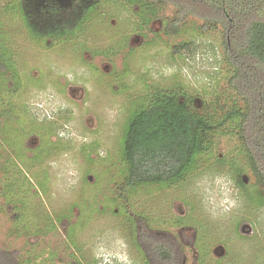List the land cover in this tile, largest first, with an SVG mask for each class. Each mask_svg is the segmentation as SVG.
I'll list each match as a JSON object with an SVG mask.
<instances>
[{
  "label": "rangeland",
  "instance_id": "1",
  "mask_svg": "<svg viewBox=\"0 0 264 264\" xmlns=\"http://www.w3.org/2000/svg\"><path fill=\"white\" fill-rule=\"evenodd\" d=\"M128 4L103 0L73 34L51 40L28 27L24 0H0V259L148 264L137 241L142 226L184 230L189 242L195 230L199 264H264V206L257 196L263 188L235 124L215 135L211 151L183 180L118 193L127 121L152 88L181 87L199 107L212 104L223 113L244 105L227 83L222 28L203 33L200 21L189 18L183 33L170 36L168 7L151 31L142 30L138 6ZM183 41L189 47H180ZM21 148L16 157L13 149ZM45 151L49 157L36 160ZM8 198L24 201L18 204L23 222H16ZM193 244L187 245L190 264L197 263Z\"/></svg>",
  "mask_w": 264,
  "mask_h": 264
},
{
  "label": "trees",
  "instance_id": "2",
  "mask_svg": "<svg viewBox=\"0 0 264 264\" xmlns=\"http://www.w3.org/2000/svg\"><path fill=\"white\" fill-rule=\"evenodd\" d=\"M34 1L24 0L23 18L28 27L37 37L61 40L73 34L86 15L103 0H76L71 7L58 2L50 3L41 8L42 20L37 17L38 13L33 11ZM128 2L129 6H138L139 11L136 13L141 18L139 26L142 30L151 31L152 21L168 7H172L173 11L165 22L164 30L170 36L183 33L189 18L200 21L198 28L203 33L213 27L222 28L223 61L229 73L227 83L243 100L244 105H234L223 113V110L212 104L199 107L195 104L194 97L181 87L152 88L148 102L136 108L127 121L121 140L125 166L118 193L124 196L128 190L140 185H170L183 180L194 170L197 158L211 151L215 135L228 123H232L235 124V134L257 177V184L263 188L257 192V196L260 200L258 205L264 206V0ZM179 45L189 47L187 41ZM3 57L0 43L2 69ZM12 79L9 78L11 81ZM46 122L47 120L40 123ZM37 149L39 148L34 151ZM21 151L22 148L16 154L17 157L21 158ZM45 153L46 151L36 160L48 158ZM11 158L16 161L13 156ZM4 172L13 175L9 170ZM15 181V178L11 177L10 183H6L8 192L13 190ZM237 183L243 189L247 185L240 174L237 176ZM7 201L14 204L17 210L16 222H23L27 218L21 210V207L25 206L24 201L11 198ZM137 233L139 240L143 241L140 242V249L148 264L180 263L181 248L174 236L147 232L142 226L138 227ZM143 234L148 236L146 239L149 247L143 239ZM75 263L81 264L77 258ZM0 264L8 262L0 259ZM14 264L27 263L19 261Z\"/></svg>",
  "mask_w": 264,
  "mask_h": 264
},
{
  "label": "flooded vegetation",
  "instance_id": "3",
  "mask_svg": "<svg viewBox=\"0 0 264 264\" xmlns=\"http://www.w3.org/2000/svg\"><path fill=\"white\" fill-rule=\"evenodd\" d=\"M76 0H35L34 1V8H33V11L34 12H36V13H38L37 14V17L40 19V20H42L43 19V17L41 16V8L43 7V6H45V5H48V4H50V3H56V2H58V3H61V4H63V5H66V6H72L73 5V3L75 2ZM36 21H37V19H36ZM36 146H38V145H36ZM35 146V148H37ZM34 148V149H35ZM13 151L15 152V154H17V153H19V151H15L14 149H13ZM12 150H10V152H11V154H12V156L15 158V156H14V152H13ZM16 157H17V155H16ZM137 221H138V219H137ZM139 227V226H138ZM138 230V229H137ZM137 230H136V232H137ZM151 231H149V232H153V233H163V234H170V235H172V236H174V238L178 241V243H179V245H180V248H181V254H180V256H181V261H180V263L179 264H190L189 263V260H188V257H187V253H188V250L189 251H191L190 249H189V247H187V245H189V244H191V243H193L194 242V244L193 245H195V237H196V232H195V230H194V237H193V239L189 242L188 241V239L189 238H186V233H185V231L183 230L182 232H180L179 234H177V233H175V232H172V231H169V230H157V229H150ZM137 241H138V245H139V248H142L141 247V241L139 240V237H138V233H137ZM187 243H189V244H187ZM195 247H196V245H195ZM188 249V250H187ZM196 252H195V254L197 255L196 257H197V263L196 264H199L200 263V261H199V253H198V249H197V247H196ZM191 264H193L192 262H191Z\"/></svg>",
  "mask_w": 264,
  "mask_h": 264
},
{
  "label": "water",
  "instance_id": "4",
  "mask_svg": "<svg viewBox=\"0 0 264 264\" xmlns=\"http://www.w3.org/2000/svg\"><path fill=\"white\" fill-rule=\"evenodd\" d=\"M250 227H251V226H250ZM244 228H245L246 232H247V229H246V228H248V229H249V227H248L247 225H246ZM251 230H252V229H251ZM242 231H243V230H242Z\"/></svg>",
  "mask_w": 264,
  "mask_h": 264
}]
</instances>
